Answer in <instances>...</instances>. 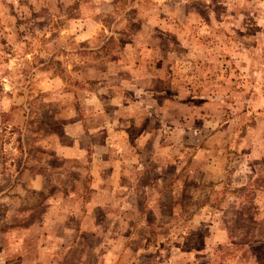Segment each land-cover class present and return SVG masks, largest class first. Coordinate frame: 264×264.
Here are the masks:
<instances>
[{"label": "rangeland", "instance_id": "374dc122", "mask_svg": "<svg viewBox=\"0 0 264 264\" xmlns=\"http://www.w3.org/2000/svg\"><path fill=\"white\" fill-rule=\"evenodd\" d=\"M78 120V152L106 130L119 198L148 218L125 259L264 264V0H0V264L45 211L25 165L63 182L73 164L47 157Z\"/></svg>", "mask_w": 264, "mask_h": 264}, {"label": "crops", "instance_id": "0c3cea01", "mask_svg": "<svg viewBox=\"0 0 264 264\" xmlns=\"http://www.w3.org/2000/svg\"><path fill=\"white\" fill-rule=\"evenodd\" d=\"M73 123L71 122L73 126H78L80 129V134L70 135L71 137L58 147H49L51 152L47 157L49 160H59L60 164L63 160L73 164L69 168H63V166L58 169L54 168V172L60 173V175L63 170L65 171L63 182L57 184L53 178L49 177L46 183V177L44 178L43 175L48 174L50 169H48L49 167H40L45 164L34 165L27 162L25 165L23 174H26V178L22 179L21 186L32 193H39L42 196L41 201L46 197L45 211L44 214L31 220L28 226L18 228L16 231L17 249L13 250L11 254L9 252L12 249H8V246L6 247L4 244L2 250V255L6 257L4 264H11L12 260L10 261V259L12 258L10 257L14 256H17L18 264H52V262L56 264L60 262L56 260L58 256H64L63 258L59 257V260L67 264L66 256H69L70 249L78 246L82 249L79 264H132V258L131 260L125 259L128 254L127 240L136 234L141 235L140 230L132 231L137 230L144 221L148 222V218L135 219L133 205H130L125 199L119 198V195L127 190L125 189L127 184L121 182V176L126 174V171L121 166L112 165V154L110 156L108 154L112 143L107 140V136L110 134L108 132L106 134L105 130L101 141L96 137L94 142L88 143V157L85 158L83 150L78 152V142L84 136L87 125L79 120L75 124ZM109 123H112L114 127L117 121L110 120ZM103 127H106L104 123ZM141 146L138 141L135 145L136 151L138 149L141 152ZM138 156L144 155L139 153ZM134 160L131 161L132 165L130 163L126 165L133 166L136 176L139 177L143 172L140 165L138 167L134 165ZM137 161L141 163L142 160ZM80 171L84 174L80 175ZM130 171L134 172L133 169ZM75 174L82 179L77 182L78 184L74 182ZM48 190L50 196L47 195ZM124 193L122 194L124 195ZM122 209L127 212H123ZM103 210H107L109 215L98 216L97 212ZM106 224L108 229L105 227ZM128 228H130L129 231ZM82 241H91L92 245L84 247ZM24 242L25 246L22 247ZM27 242H33V246L35 245L32 248L31 258L27 257L30 249L26 248ZM23 256L26 258H22ZM46 256L50 258L47 260ZM91 257L92 261H90Z\"/></svg>", "mask_w": 264, "mask_h": 264}]
</instances>
